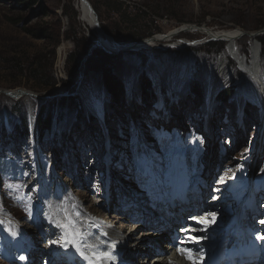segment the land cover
Masks as SVG:
<instances>
[{"label":"rangeland","instance_id":"1","mask_svg":"<svg viewBox=\"0 0 264 264\" xmlns=\"http://www.w3.org/2000/svg\"><path fill=\"white\" fill-rule=\"evenodd\" d=\"M89 1L100 36L109 35L120 51L109 53L96 40L94 30L80 20L75 0H0V221L26 223L21 199L34 196L35 188L41 195L44 179L49 187L45 194L54 196L50 188L59 181L63 195L70 193L83 211L89 206L100 211H95L99 219L116 216L111 213L118 192L132 201L124 209L136 203L134 188L144 187L143 182L152 185L158 165L165 159L169 164L179 152L178 142L198 160L203 194L222 184L213 196H237L229 179L236 164L253 165L255 177L264 176L262 91L240 61L247 50L249 63H259L264 74V46L258 38L264 35V0ZM186 24L236 29L240 35L234 42L206 38L192 26L175 33ZM174 33L179 38L173 43L145 42L150 36ZM214 42L223 43V50L213 48ZM134 44L138 50L125 51ZM60 46L66 48L63 68L58 63ZM96 48L114 56L110 66L117 91L108 89L102 72L88 68L87 59ZM78 49L84 56L73 73L69 57ZM222 58L226 62L218 86L215 71ZM34 62L41 63L44 75L52 71V88H35L26 71ZM18 89L33 93V98L7 94ZM226 89L232 94L220 100ZM64 97L79 98L77 112L56 114L53 129L39 146L32 136L17 138L18 108L35 119L42 105ZM158 155L164 162H157ZM81 198L87 203L81 204ZM102 203L105 212L99 208ZM58 219L63 224L61 214ZM109 221L114 226L124 222L113 217ZM124 234L130 235L129 227ZM140 234L131 242L141 241Z\"/></svg>","mask_w":264,"mask_h":264},{"label":"bare ground","instance_id":"2","mask_svg":"<svg viewBox=\"0 0 264 264\" xmlns=\"http://www.w3.org/2000/svg\"><path fill=\"white\" fill-rule=\"evenodd\" d=\"M88 2H90V1L89 0H75L74 6L80 11V15H81L80 20H82V22H84V24L87 25L90 28V30H94L96 40L99 43L103 44L108 50L114 51V52L120 51L119 50L120 46L117 45L118 43L114 42L111 38L105 36L106 34L103 36H100L101 33L98 31L97 26H96L97 17L92 12L90 6L88 5ZM191 26L192 25H190V24H186V25H184V28H182V27L178 28L179 30H177V32H175V33H179L181 30H185L187 28H190ZM192 27H194L195 30H200V32H203L205 34L206 38L229 39V40L234 42V41H237L238 34L240 35V32H238L239 30H236V29H228V30L225 29V30H218L217 31V30H213L210 28L208 29L206 26L200 27L197 25H193ZM175 33L172 34V36L171 35H169V36H166V35L165 36H162V35L150 36V37L146 38L145 42L149 41V43H151V44H154V43L155 44L156 43H159V44L160 43H166V44L173 43L174 40L177 41L176 39L179 38V34L175 35ZM149 38H151V39H149ZM65 52H66V48L63 46H60L59 50H58V54H59L58 63H59L60 68H63V62L62 61H63V57H65L64 56ZM248 55H250V54H248ZM258 57L260 58V54ZM240 61L247 64L248 67L246 68V73H248L249 75H255L256 76L257 80L255 81L256 82L255 86L258 87L262 91V93H261L262 99L264 100V74H262L263 72L261 73V70L259 69L260 68L259 63L250 64L248 61L247 55L245 53H243ZM225 62H226L225 58L224 59L222 58L221 60L219 59V66L216 68V71H215V83L218 86H220L219 83H220L221 79L219 77H220V74H222V72H223V69H224L223 65L225 64ZM224 67H226V65ZM216 90H217V88H216ZM32 96H34V95H31V97ZM31 97H29V98H31ZM181 148H183V147H181ZM158 160L160 162H164L162 156H160L158 158ZM194 191H195L194 188H191L189 190L187 200H191V197L194 194ZM66 198H67V196L64 197L63 200L61 201L62 205H59V202L50 198L47 201V203H45V206H48L50 214H58V212L60 211L61 208H63V210H67V213L70 214V218L73 221V226L70 227L69 229L71 231H74L76 228H78L79 230H81V233L83 234V236H85L89 240V242L91 243V245L89 246V253L87 255L84 253L85 256L92 258L90 256L91 253L96 254L101 249H104L107 246L106 243L98 245L96 242V239L94 238V235H96V234L99 235V238L104 237V234L101 233V231L98 228H94L88 222V220H96L101 225L107 226L111 230L112 229L118 230L119 232H126V230H128V227H129L130 235H129V237L126 236L125 239L128 238L129 240H131L134 237V235L138 236L141 233L140 237L138 239H143L142 241L131 242V244L137 248V250L139 251V254L140 253L144 254L143 255L144 258H142V261L137 260V262L139 264H176L174 262V259L178 261L177 264H179V263L185 264L183 262V260L180 259V257L177 255L176 250L170 251L169 248L172 247V242L176 240V239L172 240V238H174L176 235H179V231H181V230H179V228H180V226H182V224H184L186 222L187 215L200 211V206L202 204V200H200V203L191 204V205H189V207L184 208L181 211V215H178L177 213H175L174 218H172L173 220L171 221V223L175 222L176 227H174L172 230L167 229L165 231H162L161 236L159 237V234H154L151 231H148V232L145 231L148 227V224L132 226L133 225V224H131L132 222H135V224H140L139 221L144 222L147 220L146 216L143 213H141L138 203L133 205L132 208L126 210V213L129 214L127 216L121 217V211L118 208V204H116L114 206L113 213H111V214H116V216L115 215L114 216H112V215L103 216L102 219H99L97 217V213H95V211L97 209L89 207L87 205L88 206V212H85V211H83L82 207L80 206V204L77 202L76 199L73 201V205H74L73 207H67L68 205L65 202ZM89 198H92V196L90 195ZM99 199H101V198L99 197ZM196 200H199V195L196 198ZM87 201H88L87 199L85 200V199L81 198V204L87 203ZM169 202H170V200H169V198H167V199L162 200L160 202V204L164 207L167 204H169ZM178 202L180 203V201H178ZM123 203H126V201H123ZM98 205H99V208L102 209V212H105L107 210L105 203L102 204V206L100 204H98ZM180 205H181V203H180ZM217 206H218V204H217ZM92 209H95V210H93V212H92L91 211ZM99 212L100 211H98V213ZM195 214L201 215L202 212H198ZM36 215H37L36 221L31 226L28 223L27 224L22 223L23 226H25L26 230L32 235L31 240H34V233H43V234L46 233L44 231L45 228L43 225H45V221L42 218V214L38 211L36 213ZM63 215L64 216L66 215L65 211H64ZM81 215H83V216H81ZM112 217L115 221H124V222L120 223L118 226H114V225H112L113 221H109L110 219H112ZM76 224H78L77 227H75ZM131 226H132V228H131ZM153 232H157V231H153ZM123 240H124V238L122 239V241ZM153 243H154V245H156V247H160L161 243H165V244H163L161 246L159 253H155L156 247H152ZM147 245H151V247L149 249L145 248V246H147ZM42 247H44V245H42ZM97 247L100 249H97ZM79 248L82 250L81 246H79ZM57 249H58V245L49 243L42 250L43 251L42 256L44 258H45V254L47 253L45 251H50V256L48 258H46L47 264H60V262H58L60 259H53L52 258ZM146 249H147V251H146ZM82 251L84 252V250H82ZM143 252H145V253H143ZM74 253L75 252L72 251V255ZM154 253L156 254V257L154 256ZM77 254H79V253L77 252ZM152 257H155V258L153 260H150V259H152ZM82 258H83L84 264H89L88 259H85L84 257H82ZM170 261H173L174 263H172ZM71 264H77V260L75 259L74 261L71 262Z\"/></svg>","mask_w":264,"mask_h":264},{"label":"trees","instance_id":"3","mask_svg":"<svg viewBox=\"0 0 264 264\" xmlns=\"http://www.w3.org/2000/svg\"><path fill=\"white\" fill-rule=\"evenodd\" d=\"M36 2V1H32ZM96 15V14H95ZM131 22H134L133 20ZM255 38V37H254ZM262 45L264 46V35H261L258 37ZM257 39V38H256ZM213 48H216L217 51H221L224 48L223 43H210ZM228 46V45H227ZM246 55L248 54L247 50L243 51ZM84 56L83 50L80 49L76 50L74 53L70 54V57L72 60H74V71L77 72L80 68L79 61ZM114 56L110 55L109 53H106L102 50V48H96L92 55L89 56L87 59V65L89 69H94L96 71H100L103 73V76L105 78L106 85L108 89L111 92L117 91L118 89V83H115L112 78V68L111 63ZM41 63L34 62L30 63L26 67V71L34 78L35 80V88L47 90L52 88L56 81L52 71H47V75H44L41 71V67L39 66ZM143 78L146 80L147 84L150 85V81L146 77V75L143 76ZM196 92L200 93V85L195 84ZM121 88V86H120ZM232 92H230V89L224 90L220 96V100H227ZM61 104H58V103ZM48 101L46 104L42 105L38 111L35 127H34V138L36 139V143L40 145L42 140L44 139L47 132L51 131L54 124V118L56 117V114H59V117H61V114L63 111H69V112H77V104L79 103V98L77 97H64L61 101ZM57 104V105H56ZM60 105L64 106L63 108L60 107ZM73 111H70L72 110ZM18 112V121L20 122V128L16 130V136L17 138H29L31 135V129H30V117L28 112L22 108L17 109Z\"/></svg>","mask_w":264,"mask_h":264},{"label":"snow or ice","instance_id":"4","mask_svg":"<svg viewBox=\"0 0 264 264\" xmlns=\"http://www.w3.org/2000/svg\"><path fill=\"white\" fill-rule=\"evenodd\" d=\"M65 213H66V215H65L66 223L58 224L57 226L64 228L66 230V232H67V229L73 226V221L70 218V214L67 213V210H65ZM70 235H71L72 239L68 240L67 239V235H66V243H72L73 246H76L75 242H76V238L78 236H80L81 239H82V234L81 233L72 232ZM76 250L82 257H84L85 259L89 260V264H96L95 258H89V257L85 256L84 252L79 247H77ZM21 259H24V257H21Z\"/></svg>","mask_w":264,"mask_h":264},{"label":"water","instance_id":"5","mask_svg":"<svg viewBox=\"0 0 264 264\" xmlns=\"http://www.w3.org/2000/svg\"><path fill=\"white\" fill-rule=\"evenodd\" d=\"M88 5L90 6L92 12L94 14H96V12H95L94 8L92 7V5L90 4V2H88ZM96 26H97L98 31H101L100 23L98 22V17H97V20H96ZM106 36L109 37V35H107V34H106ZM104 48H105V46H104ZM138 49H139V45L138 44H134V45L130 46L129 48L125 49V51H136ZM108 52L112 53L114 51L108 50ZM7 94L10 95L11 97H15V98H20L21 96L28 95V94L33 95V93H30V92H28L26 90H23V89H18L16 91H12V90L9 91L8 90Z\"/></svg>","mask_w":264,"mask_h":264}]
</instances>
